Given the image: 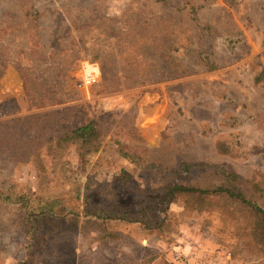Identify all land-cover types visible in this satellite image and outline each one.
I'll return each mask as SVG.
<instances>
[{"label":"rangeland","instance_id":"obj_1","mask_svg":"<svg viewBox=\"0 0 264 264\" xmlns=\"http://www.w3.org/2000/svg\"><path fill=\"white\" fill-rule=\"evenodd\" d=\"M91 122L96 153L63 138ZM182 163L264 211V0H0V264H264L262 217L224 196L150 229L91 216Z\"/></svg>","mask_w":264,"mask_h":264},{"label":"trees","instance_id":"obj_2","mask_svg":"<svg viewBox=\"0 0 264 264\" xmlns=\"http://www.w3.org/2000/svg\"><path fill=\"white\" fill-rule=\"evenodd\" d=\"M63 138L75 142L79 141L82 144L81 146L88 145L91 148V154L96 153L100 145V133L95 128V124L93 122L68 131L66 136ZM131 158L134 157L132 156ZM208 171L211 172L207 173ZM178 173L183 176L181 182L185 183H173L170 187L164 190L163 194L159 195L160 197H157L154 200L153 198H149V202L145 203L138 200L139 204L137 202H132L127 205H118L114 209L107 207L97 208L96 211H91V216L99 218L103 221L117 219L130 223L136 222L144 228L150 229L153 225L159 226L161 224L159 218L164 214L167 204L178 195H184L185 197L191 199L198 198L199 200H208L212 199V197L224 196L229 200L245 205L247 208L251 209V211L261 216L264 221V211L258 205L245 198L235 185V175L232 173L225 172L219 167L189 163L180 164ZM205 173L217 177V181L221 183L217 185L211 182L205 186H201L198 183H187L192 176L196 174L203 175ZM122 174L123 180L125 179L122 182L123 185L126 186L129 182V176L125 173ZM158 198L163 200L162 204H157L159 201ZM155 200L156 203L154 202ZM148 203H151V206H147ZM46 214V217L48 218L58 217L53 211ZM36 218L37 217H34L32 213H25L24 220L29 229L32 228L33 222Z\"/></svg>","mask_w":264,"mask_h":264},{"label":"built area","instance_id":"obj_3","mask_svg":"<svg viewBox=\"0 0 264 264\" xmlns=\"http://www.w3.org/2000/svg\"><path fill=\"white\" fill-rule=\"evenodd\" d=\"M88 78H89V79H86V80H87V81H88V83H89V82H90V80H91V77H90V76H88ZM183 264H187L185 260L183 261Z\"/></svg>","mask_w":264,"mask_h":264}]
</instances>
